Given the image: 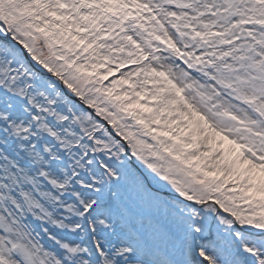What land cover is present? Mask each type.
<instances>
[{
    "label": "snow or ice",
    "instance_id": "snow-or-ice-1",
    "mask_svg": "<svg viewBox=\"0 0 264 264\" xmlns=\"http://www.w3.org/2000/svg\"><path fill=\"white\" fill-rule=\"evenodd\" d=\"M0 264H264V0H0Z\"/></svg>",
    "mask_w": 264,
    "mask_h": 264
}]
</instances>
